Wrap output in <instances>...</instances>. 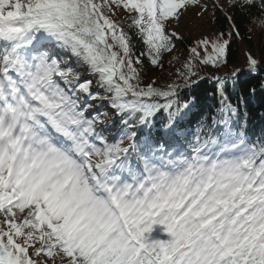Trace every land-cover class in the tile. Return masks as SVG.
<instances>
[{
  "label": "snow or ice",
  "instance_id": "snow-or-ice-1",
  "mask_svg": "<svg viewBox=\"0 0 264 264\" xmlns=\"http://www.w3.org/2000/svg\"><path fill=\"white\" fill-rule=\"evenodd\" d=\"M210 6L264 29V0H0V264H264V139L219 76L211 122L182 124L180 91L227 63L234 16L176 80H142L181 39L171 25Z\"/></svg>",
  "mask_w": 264,
  "mask_h": 264
},
{
  "label": "trees",
  "instance_id": "trees-1",
  "mask_svg": "<svg viewBox=\"0 0 264 264\" xmlns=\"http://www.w3.org/2000/svg\"><path fill=\"white\" fill-rule=\"evenodd\" d=\"M210 5L214 0H205ZM226 4L227 0H223ZM225 12L233 15L240 29L241 36L236 38L230 48L227 63L218 67L211 65L202 66L200 72L201 79L198 84L182 88L180 99L191 101L187 116L182 122L183 125L195 128L201 120L216 115V110L220 108L219 84L212 77H224L226 95L231 103L236 106L237 112L234 119L241 125L246 136L258 142L264 139V63L257 71L252 72L247 66L246 53L251 52L258 59L264 58V29L258 26L256 15L247 16L235 12L234 10H219L209 7L201 16L198 24H193L188 28L178 27V23H173L170 30H175L180 34L181 39L175 41V48L171 53H166L163 57V67H154L144 61L143 83L156 80L159 85L171 83L177 79V70L190 55L189 49L194 42L205 35H211L218 31L226 30L227 21ZM257 22L254 23L253 21ZM251 29V31H249ZM137 49H141L139 41L135 40ZM240 69V72L233 77L232 73ZM110 120L115 119L111 113ZM166 117V113H160L156 120V134L162 135L164 129L161 119ZM110 131L115 132V129Z\"/></svg>",
  "mask_w": 264,
  "mask_h": 264
},
{
  "label": "rangeland",
  "instance_id": "rangeland-1",
  "mask_svg": "<svg viewBox=\"0 0 264 264\" xmlns=\"http://www.w3.org/2000/svg\"><path fill=\"white\" fill-rule=\"evenodd\" d=\"M200 9L198 8H189L188 11L185 13L183 17H181L180 22L178 24L177 29L179 26L184 28H188L193 24H198L202 15H199Z\"/></svg>",
  "mask_w": 264,
  "mask_h": 264
}]
</instances>
